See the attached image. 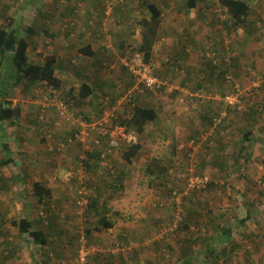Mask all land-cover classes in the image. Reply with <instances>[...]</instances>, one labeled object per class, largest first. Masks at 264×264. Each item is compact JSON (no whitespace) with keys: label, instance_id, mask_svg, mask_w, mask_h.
<instances>
[{"label":"rangeland","instance_id":"obj_1","mask_svg":"<svg viewBox=\"0 0 264 264\" xmlns=\"http://www.w3.org/2000/svg\"><path fill=\"white\" fill-rule=\"evenodd\" d=\"M28 1L0 0V10L4 9L0 23L5 24L6 14L18 15L15 25L20 29L31 24L47 29L48 35L33 36L29 56L44 61L55 56V50L60 52L56 65L64 87L55 90L43 83L31 88L20 84L12 90V102L21 113L12 122H4L2 131L14 162L0 167V264H33V260L43 259L51 264H80L79 259H85V264H184L188 256L194 264H264V0H249L252 25L247 22L239 27L231 24L220 0H198L201 22L202 10L222 20L227 17L230 27L220 22L213 34L212 25L205 20L202 49L190 60L178 59L177 47L179 54L188 56L189 46H200L198 29L202 26L192 27L186 7L181 6L183 0L178 4V0H153L163 11L162 23L154 55L150 62L144 61L163 84L155 91L146 89L126 65L136 54L143 56L137 51L142 41L140 21L149 12L142 0H41L50 14L49 22L36 17ZM177 6L180 11L175 13ZM117 8H121L119 15ZM88 14H93L90 29L99 25L105 35L92 56L80 51L86 39L79 33L87 28L83 20ZM223 31L227 32L226 43L218 40ZM61 42H65L62 47ZM182 44L185 46L180 51ZM8 75L9 71L5 75L0 72V79L7 81L11 78ZM83 81L94 86L98 96L85 103L74 105L77 100H72L66 104L70 87L78 88ZM236 85L242 91L239 101L227 107L223 95ZM108 89H112L111 95ZM130 91V106L153 107L158 120L139 134L135 132L142 148L131 163L123 157L125 147L109 157L116 170L122 171V186L116 191L113 177L103 179L108 171L100 169V177L89 172L94 190L100 187L102 195L95 191L96 202L99 198L96 207L89 202L77 203L80 178L66 181L64 175L80 165L82 156L88 158V153L78 143L58 151L51 148H59L64 138L82 126L79 118L93 140L109 108L118 109ZM100 98L109 108L99 118ZM58 102L67 105L68 116L59 112ZM180 106H189L188 113H182ZM209 106L211 119L219 115L216 124L202 118ZM123 112L127 114L120 110L118 116ZM249 129L258 143L248 147L257 157L239 164L236 151ZM4 155L0 149V158ZM90 162L98 163L94 159ZM149 164L155 172H160L159 165L168 172L150 175L146 171ZM202 176L208 178L207 185L190 189V182ZM35 182L52 189L48 200L52 210L28 193ZM187 206L198 213H184ZM103 214L114 223L112 228L99 225ZM26 216L34 223L32 230L51 235L48 245L37 244L20 231L15 221ZM218 216L231 221L234 242L240 249L214 259L204 255L203 237L215 234L210 221ZM245 218L246 225H242L240 220ZM88 228L92 229L90 235L86 234ZM83 235L87 237L86 248H81Z\"/></svg>","mask_w":264,"mask_h":264},{"label":"trees","instance_id":"obj_2","mask_svg":"<svg viewBox=\"0 0 264 264\" xmlns=\"http://www.w3.org/2000/svg\"><path fill=\"white\" fill-rule=\"evenodd\" d=\"M197 1L198 0H183L181 6L183 7L184 5V7H186V11L190 12L193 8L196 7ZM220 2L224 7H226V11L229 14L232 25H234L235 27H239L241 25L247 24V22L251 24V20L249 18L252 14V9L249 4L250 3L249 0H220ZM28 3L32 5L34 11L36 12L37 15L36 17H42L46 21L48 22L50 21L49 20L50 14L46 13L45 10L43 9L44 7L42 5L41 0H29ZM141 5L148 10L149 16L146 18L145 17L141 18L140 23L142 26V41L137 51L143 54L144 60L148 63L152 58L154 45L158 38L160 26L162 23L163 11L160 8V5H158L156 2H151L147 0H145L144 2V0H142ZM22 8L24 9L25 7L22 6ZM3 10H0V13H2ZM92 16L93 14H88L87 17L91 18ZM4 18L6 19L5 24L0 23V53H1L0 72L5 75L9 71L8 76H10L11 78L7 81L4 78L2 80L0 79L1 81L0 82V149H3L5 151V155L0 158V167H5L11 164L12 162H14V159L12 157V151L10 150V146L5 139L6 133L5 134L2 133V131L4 130L3 128L4 122L8 120L12 122L13 119L18 118L21 113L20 107L15 106L14 103L12 102V98H11L12 90L20 84H24L26 87L31 88L35 85H38L39 83H43L55 90H62L64 87V80L58 75L56 56L49 55L47 56L44 62H34L31 61L29 57V47L33 44V39H32L33 36H40L42 34L48 35L49 33L48 30L45 28L39 30L35 25L32 24L31 26H23V28L21 27L20 29V27L17 26V24L15 25L18 15L10 16L6 14ZM67 28H69V26L67 27L65 25V30H67ZM21 30L26 31L24 32L25 35L21 33ZM55 36L56 35H53V37ZM80 51L87 55H92L93 53L90 46H85L83 48L81 47ZM12 79L14 81H12ZM68 91H69L67 95L68 100L64 101L66 104H68V101L70 102L72 100L75 101L77 100V103L74 102V105H77L78 103L87 102L90 97H96L93 86L89 82H85V81L80 83L78 88L71 86ZM229 93H231V91L223 95V97L228 95ZM71 97H73V99H71ZM130 105L131 102L127 100L124 103L121 102L118 106V109H115V113L111 116L110 126H105L103 123L102 127L98 128L99 134H97V136H95L93 140H90L89 145L91 146V149L85 150V152L88 153V158L86 159L81 158L84 165L87 168L86 170L87 174H85L84 178L79 179V183H80L79 186L80 189L83 188V192L80 193L77 191V199H76L78 201L77 203H79L80 200L88 199L89 200L88 205L96 207L99 198L97 199L96 202V199H94V196L96 197L95 191H98L96 194L102 195L103 191L100 187H96L97 189L95 188L94 190L93 188L94 185L92 184V180L90 178L91 176H88L89 172L97 174L100 169L104 170L105 172L108 171L107 176H105L103 179H107L106 177L109 176L113 177L114 179L112 180V182L114 184H112V188L116 191L118 190V186H122V184L120 183L121 181L120 174L122 173V171L118 169L116 170V167H114V165L109 162V157L115 156L116 154H118L116 152H121V151L118 150L116 152H113L112 154H108L106 162L103 160V158L101 159L102 154L105 151H107L109 147L112 148L111 146L112 144H110L109 142L108 128L113 126H123L127 130L137 132L139 134L144 130L145 128L144 126L147 123L158 120V112L156 111L155 108L147 107V106L144 107L135 106L131 111V108H129ZM225 105L227 107L234 106L226 103ZM112 108L114 107H111L109 109ZM208 109L210 108L207 107L205 114L202 115L203 120L205 121L207 120L208 123L210 124L212 123L216 124L218 120L217 117L219 115L216 114L214 119H211V116L208 115L210 113V110ZM119 110H126L127 114L123 112L121 116H118ZM103 113L104 111L102 109L99 111L98 116H102ZM82 115H84L85 118L84 117L83 118L87 120L86 114L84 112H82ZM224 118H219V121H221ZM89 120L91 119L89 118ZM79 129L80 127L76 128L74 132L79 131ZM103 131L104 133H102ZM74 132L70 133L68 136L73 135ZM65 139L66 138H64L62 141H64ZM255 141L257 142L258 140L254 139V133L252 132V130L251 129L246 130L242 138V145L239 147L238 151H236L237 154L236 159L239 164L243 161L246 163L250 160H253V158L257 157L248 147L249 144H252ZM77 143L84 147L82 141H77L75 144ZM122 145L123 147H125L124 143ZM141 148L142 145L139 143L126 147V150L123 153L124 159L128 163H131L134 157L139 153ZM56 149L57 147H55L53 150ZM91 159H94L95 162L98 163L97 164L91 163L90 162ZM155 162L157 163L156 160ZM102 165H104L105 167H101ZM223 167H225V164ZM94 168H95V172H94ZM158 168L161 173L168 172V168L164 166L159 165ZM146 171L148 174L154 176L159 175L160 173V172H155L151 164L148 165ZM97 177H100L99 173ZM28 193L35 194L38 198L37 201L40 204L46 206L48 205V200L52 194V189L50 187L43 185L40 182H35L33 184L32 191ZM112 195L113 194L110 192L109 197H112ZM181 203H179V205ZM48 209L52 210L51 207H49V205H48ZM184 213L197 214L198 212L195 211V209H192L190 206L189 207L187 206L186 209L184 210ZM221 216H218L217 218L214 217L210 221L211 230L215 232V234L212 233L209 236L205 235L203 237V246L205 248L204 255L208 258H214V259L225 258L228 256L229 253L232 254L236 250L240 249V245L234 242V236H233L234 227L231 226L230 223L231 221L230 220L222 221L220 220ZM246 221L247 218L240 220V223L242 225H246ZM15 223L19 226V229L22 233L29 234L31 237L35 239L37 244H41L45 246L48 245L51 235L49 237L48 235L45 234L43 230H32L34 223L32 222V219H30L28 216L22 217L19 221H15ZM50 223L51 225H54L52 221ZM99 225H101L106 229H109L114 226V223L111 220H109L105 214H103L100 217ZM91 233H92L91 228L86 229L87 235H90ZM244 237L249 239L252 238L253 236L245 235ZM33 264H51V263L49 259H43L42 262L33 260ZM184 264H194V263L192 262L191 257L188 256L184 260Z\"/></svg>","mask_w":264,"mask_h":264},{"label":"built area","instance_id":"obj_3","mask_svg":"<svg viewBox=\"0 0 264 264\" xmlns=\"http://www.w3.org/2000/svg\"><path fill=\"white\" fill-rule=\"evenodd\" d=\"M111 4L114 5L113 3H111ZM107 7H108V10L112 11V6L110 5L109 1H108ZM107 14L110 15L111 12H109ZM126 65H128L129 68H131V71L134 73V75L138 78V80L144 85V87L146 89L152 90V91H155L156 89L160 90V88L162 87L163 84L157 78V76H155L153 74L150 66L146 64V62L144 61V56H141L140 54H136L135 57L132 60H130V62H126ZM241 93H242V91H241L240 87L238 85H236V87H234L231 90V93H229L228 95L223 97V102L226 104H229V105H235L239 101ZM132 97H133V94L130 91L126 97L127 101H130L132 99ZM56 106H58L59 112H62V114H67V116H68V110L66 107L67 105L65 103L58 102L56 104ZM107 109H106V111H107ZM114 113H115V109L112 108L111 110L108 111L106 116H104L102 118V123H104L105 126H110L111 116ZM71 117H67V118L71 119ZM78 121L82 125V126H80L79 131H76L73 133V135L68 136L63 141V143L60 144L59 148L57 147V149L60 150L65 146L73 145L77 141L83 142L85 150L91 149V146L89 145L90 139L88 138L90 133L87 130L85 122L83 120H81V118H79ZM108 136H109V142H110V144H112L111 145L112 148L109 147V149L102 154L101 159L103 158V160L105 162L107 160L108 154H112L113 152H116L118 150H122L124 148L122 145L123 143H124L125 148L138 143L137 134L133 131L127 130L123 126H113V127L108 128ZM96 142H98V141H96ZM51 149L53 150L54 147H52ZM81 158L86 159V157H84V156H82ZM86 170H87V168L82 161L80 163V165L78 167H76L74 170L67 171L69 173L64 175V180L72 181L75 177H79L80 179H82L85 177V174H83V173L87 172ZM208 181L209 180L207 177H205V178L203 176L197 177L195 180H192L190 182L189 188L190 189H198L197 187H199V188L205 187L207 185ZM79 192L82 193L83 188L80 189ZM173 194H174V196H176L177 201H179L180 195H176L177 194L176 191ZM88 202H89L88 199L80 200V204L88 203ZM81 241L83 242V245L81 248H86L87 241H86V238L84 235L82 236ZM81 251H82V249H81ZM79 263L85 264L86 260L85 259H83V260L79 259Z\"/></svg>","mask_w":264,"mask_h":264},{"label":"crops","instance_id":"obj_4","mask_svg":"<svg viewBox=\"0 0 264 264\" xmlns=\"http://www.w3.org/2000/svg\"><path fill=\"white\" fill-rule=\"evenodd\" d=\"M147 1H151V2H154L153 0H147ZM135 2H138V1H135ZM144 2H145V0H144ZM179 3V0L177 1V4ZM221 3V2H220ZM139 6H140V4H139ZM198 6H199V1H197V5H196V7L195 8H193L190 12H187L186 10H185V12L187 13L186 14V16L187 17H189V18H191L190 19V21H191V24H192V27H197L199 24L202 26V30L199 28L198 29V31L200 32V35H199V39L197 40L198 41V43L201 41V43H200V46H195L194 44L193 45H191V46H189V49L188 50H190V53L188 54V56H186L185 54H183V53H181V54H179V49H178V47H177V51H178V54H177V58L178 59H187V60H190L191 59V57L192 56H194V58H196V54L195 53H197V51H199V50H201L202 49V45L201 44H203V42H202V38H203V36L205 37L206 36V34H205V32H206V30H207V25H205L204 24V21L205 20H207L211 25H212V28H213V34H214V32L215 31H217L218 29H219V27H220V25H218V23L220 24V22H222L225 26H227L228 28L230 27V25H229V20L227 19V17L226 18H224L223 20L222 19H219V18H216L215 17V14H213V13H211V12H207V11H205V12H203L202 10H201V15H203L204 17H203V22H201V18H199V16H198ZM181 7V6H180ZM121 8H117V13H118V15H119V13L120 12H118V10H120ZM179 8H178V6L176 7V9H175V13L176 12H179L180 10H178ZM146 11H148L147 9H145ZM117 13H116V16L118 17V15H117ZM172 13V12H171ZM126 14V16H129V15H127V12L125 13ZM124 14V15H125ZM208 14V16H206ZM149 15L148 14H146L145 15V18L146 17H148ZM163 16V15H162ZM172 16H173V13H172V15H171V18H170V20L172 19ZM95 17V16H94ZM90 20V18H88V17H84V20H83V23H84V21H86L85 22V25H87V28H85V31H82V32H80L79 33V35L80 36H82V37H84L86 40V42H85V44L83 45V47H85V46H90V48H91V50H92V55H96L97 54V50H98V47H100V45H101V42L103 41V38L105 37V35L104 36H102L103 35V31H101V29H100V26L99 25H96V26H94V27H92L91 29H90V23H92V21H89ZM92 20V19H91ZM127 25H128V20L127 21H124ZM141 24V23H140ZM232 24V23H231ZM142 27V26H141ZM205 28V29H204ZM211 28V27H210ZM95 31V33H93ZM186 31H189V30H186ZM230 30L228 29V32H229ZM216 33V32H215ZM226 34H227V32L226 33H224V31L221 33V34H219L220 36L218 37V40L219 41H223L224 43H226V41H228V39L226 38ZM212 38V37H211ZM195 39H197L196 37H195ZM101 40V41H100ZM71 43H74V40H72L71 41ZM100 43V44H99ZM63 45H65V42H61V47L63 46ZM184 46H185V44H182V49H180V51H182L183 49H184ZM82 47V48H83ZM31 47H29V49H30ZM171 49H173L174 50V48H171ZM199 49V50H198ZM153 52H154V49H153ZM1 54V53H0ZM54 54H55V56H56V58L58 59V57H59V55H60V52H58L57 50H55L54 51ZM87 55V54H86ZM92 55H90V56H92ZM154 55V54H153ZM153 55H152V57H153ZM185 55V56H184ZM179 56H180V58H179ZM30 57V56H29ZM193 58V59H194ZM152 59V58H151ZM30 60L31 61H34V62H44L43 60H39L38 58H36L35 59V57L34 56H32L31 58H30ZM194 61V63L192 64V66H194L195 65V63H196V60H193ZM56 64H57V62H56ZM234 64V63H233ZM232 64V65H233ZM187 65L189 66L190 65V63L189 62H187ZM82 70V69H81ZM93 89L95 90V88H94V86H93ZM96 91V90H95ZM100 92V91H99ZM106 92H108V94H110L111 95V93H112V89L110 90V89H108V90H106ZM103 93H104V91H103ZM95 95H97L96 93H95ZM104 95H107V94H103V96ZM98 96V95H97ZM114 96V95H113ZM94 98H96V97H94ZM93 101V99L92 100H90V103H91V105H93L94 104V102H92ZM98 105V111H100V110H105L107 107H106V102L104 101V98L102 99V98H100V103L99 104H97ZM96 105V106H97ZM140 104H138V106H139ZM144 107V106H143ZM187 107H189V106H187ZM187 107H185L184 109H183V106H180L178 109L180 110V109H183L182 110V113L184 112H186V113H188V110H186L187 109ZM129 108H131V111L133 110V107L132 106H129ZM209 108H210V106H209ZM114 109H117V108H115L114 107ZM184 110H186V111H184ZM208 110H210L211 111V109H208ZM119 112H120V110H119ZM181 117H182V114L180 113L179 114ZM99 118H100V116H98ZM159 117V116H158ZM151 122H154V121H151ZM151 122H149V123H151ZM188 122V125H189V121H187ZM149 123H147L144 127H146V126H148V124ZM133 232H135V231H133Z\"/></svg>","mask_w":264,"mask_h":264}]
</instances>
